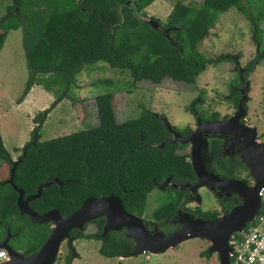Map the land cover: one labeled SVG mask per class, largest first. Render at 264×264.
Masks as SVG:
<instances>
[{"label":"trees","instance_id":"trees-1","mask_svg":"<svg viewBox=\"0 0 264 264\" xmlns=\"http://www.w3.org/2000/svg\"><path fill=\"white\" fill-rule=\"evenodd\" d=\"M156 1L13 0L6 14L0 16V54L10 32L22 29L30 73L18 103L36 85L57 96L48 113L65 98L79 102L80 99L69 97L71 85L80 86L76 76L85 67L99 63L128 72L132 80L130 90L143 83L158 86L168 79L194 85L208 67L230 61L229 54L208 58L200 48L210 38L218 17L231 9L249 19L253 43L260 45L262 41L264 0H203L199 7L179 0L165 23L153 17L170 30L169 37L145 21V9ZM263 61L264 49L249 62V72ZM101 82L113 84L111 80ZM231 96V100L237 101L239 95ZM114 97L113 92L96 96L98 126L41 141L42 124L34 144L31 142L37 126L31 140L15 149L23 152L28 146L15 172V183L26 197L35 194L40 184L50 178L65 181L63 186L55 184L45 189L41 198L32 201L33 210L43 214L58 209L65 217L78 210L88 197L114 194L122 199L128 212L143 217L149 194L158 184L170 177L181 181L189 178L192 164L186 146L170 141L160 148L163 141L171 139V134L156 113L142 106L139 117L118 122ZM199 98L196 107L204 102L202 95ZM188 110L195 113L191 106ZM199 114L203 119L204 111ZM44 115L42 111L34 118L37 125ZM0 157L12 168L1 133ZM218 165L230 175L245 167L225 158L218 159ZM249 179L253 181L251 175ZM17 198L18 193L10 184L0 182V236L9 228L15 234L16 248L29 255L40 249L53 228L51 223L33 224L28 216L21 215ZM93 222L99 228L97 234L102 233L106 219ZM85 230H75L71 235L77 240L101 241L99 252L104 257H126L133 251L134 242L123 231L100 237ZM73 249L76 250L75 246ZM72 252L64 264H73ZM212 254L205 250L202 256L210 258Z\"/></svg>","mask_w":264,"mask_h":264},{"label":"rangeland","instance_id":"rangeland-1","mask_svg":"<svg viewBox=\"0 0 264 264\" xmlns=\"http://www.w3.org/2000/svg\"><path fill=\"white\" fill-rule=\"evenodd\" d=\"M177 1L179 0H158L145 9V13L165 23ZM182 1L186 5L199 7L203 0ZM12 3L13 0H0L1 17L6 14L7 7ZM255 12L258 13V11ZM261 28L263 29L261 49H263L264 22ZM23 44V30L11 31L0 54V133L5 148L13 159L21 154L20 151L13 154L15 149H20L31 140L32 131L37 126L34 118L40 112L49 110L57 99L54 93H49L36 85L27 101H23L21 105L18 103L30 73ZM200 49L208 58L220 54L239 55L241 53L240 61L245 67L256 53L249 19L237 9L221 14L210 38L203 42ZM237 78L234 63L226 61L216 67H208L194 85L168 79L158 86L143 83L130 90L132 80L128 72L112 69L105 63L85 67L76 76L80 86L73 84L69 91V97L81 101L73 103L65 98L51 110L40 132L41 141L98 126L95 99L97 95L105 92L114 93L118 122L139 117L142 106H145L156 114L166 115L170 123L180 130L186 126L195 128V119L188 111L191 103L202 95L204 102L197 105L198 109L202 108L207 114L229 115L233 112V104L228 100L230 87ZM102 80H111L113 84L109 86L101 82ZM250 83L249 118L260 132L264 129V107L262 106L264 63L250 75ZM8 171L9 167L4 163L0 171V180L8 177ZM248 181V185L253 186L254 180ZM158 195V191L149 194L144 218L152 216V202ZM85 231L92 234L96 229L90 225ZM101 245L102 242L98 240H76L73 264H220L216 253H213L210 258L202 256L205 250H209L211 244L201 238L188 241L160 255L146 253L127 259L104 257L99 252ZM67 256L68 245L64 242L55 264H64Z\"/></svg>","mask_w":264,"mask_h":264},{"label":"water","instance_id":"water-1","mask_svg":"<svg viewBox=\"0 0 264 264\" xmlns=\"http://www.w3.org/2000/svg\"><path fill=\"white\" fill-rule=\"evenodd\" d=\"M145 21L155 29L163 31L169 37L170 30L164 28L153 17L147 16ZM23 45L25 49V43ZM26 54L28 55L27 51ZM243 93L244 98L236 114L227 120L199 123L197 129L187 136H183L178 131L173 130L170 121L166 118L163 119L168 131L174 136L171 142H178L181 145H192L190 153L191 164L201 180L196 187H192V190L209 185L208 181L216 180L213 178L215 175L208 174L206 170L203 148L207 141L204 136L213 133L231 135L240 139V141L236 140L234 142V147H238V152L242 155L243 162L246 164L254 184L250 186L238 180H228L227 183L234 188L235 193H238L243 198L241 205L213 220L195 218L189 213H181L173 220L174 223H179L181 227L170 233L149 230L143 217L128 212L122 199L114 194L102 197H88L78 210L65 217L61 215L58 209H52L40 214L30 207L32 201L41 198L45 189L55 184L63 186L65 181L58 177L50 178L40 184L35 194L26 197L25 191L15 183L17 166L26 155L28 146H25L22 156L12 162L11 175L6 183L10 184L18 193L16 204L21 215L28 216L33 224L51 223L53 231L40 249L29 256H24L15 251L9 245L8 237L0 244V249L6 250L9 258L1 261L0 264H55L61 246L65 241H68L73 249L76 238L71 236V233L75 230L84 231L87 224L102 217L106 219L103 233L101 234L102 237H106L110 232L125 230L126 237L131 238L134 242L133 251L126 257H120L121 259L146 253L160 255L169 249H176L188 241L201 238L211 244L209 253H217L220 264H230L229 255L232 251L229 245L230 236L235 232H243L248 223L252 222L258 215L261 209L259 193L264 185V143L258 141L257 127H248L240 123V119L246 114V110L243 107V101L246 99L245 91ZM47 115L48 112L45 111L43 119L37 125L31 144L35 143L40 127ZM243 137L246 138L243 140ZM169 142V140L163 141L160 148H163ZM218 182L222 181L218 179ZM181 188L184 190L189 188V186L185 185L181 186ZM72 254L75 256L76 250L73 249Z\"/></svg>","mask_w":264,"mask_h":264},{"label":"flooded vegetation","instance_id":"flooded-vegetation-1","mask_svg":"<svg viewBox=\"0 0 264 264\" xmlns=\"http://www.w3.org/2000/svg\"><path fill=\"white\" fill-rule=\"evenodd\" d=\"M262 44H263V40L260 42V45L255 44L256 53L254 57L247 62L245 67L242 66V63L239 58V55L241 53H239V55L229 54L230 61L234 63L235 71L238 74L237 79H239L238 84L234 82L230 87V95L228 97V100L231 101V103L233 104L232 113H230L229 115L227 114L220 115V113L207 114L202 108L200 109V111H198V108L195 106L196 101L198 102L201 101V99L198 98L194 100L190 105L193 111L195 112V113L191 112L192 116L195 119V128L186 126L180 130L176 126H173L171 124L173 130L178 131L183 136H187L197 129L199 123L227 120L228 118H230L232 115L236 114L239 111V105L244 98V93H243L244 91H245L246 99L243 101V107L246 110V114L244 115V117L240 119V123L248 127H257L256 125H253L252 120L249 118L248 103L250 102V95H249L250 87H251L250 75L256 70V68L260 67L261 65H258L251 72H249L248 70V65L249 62L252 61L255 58V56L259 54V52L262 50L261 49ZM262 63H264V61ZM235 93L239 95L237 101L231 100L232 97L231 95ZM262 95H263L262 106L264 107V89ZM202 111H204L205 119L204 118L202 119V116L199 114ZM215 114H218L217 118L213 117ZM155 115L162 121L165 118L168 119L164 114H155ZM187 130L190 131L186 133L185 131ZM261 131L259 132V128H258V141L264 143V129H262ZM170 134H171V139H167V140L172 141L174 139V136L172 133ZM204 138L207 141V144L203 148L204 160L207 168L206 170L208 174L210 175L214 174L215 177L220 179L222 182H218V179L213 177L216 180L208 181L209 185L200 188H195L194 190H192V187H196L201 181L198 178L197 174L195 173L193 167L192 170L190 171L191 174H189V178L183 181H181V179L176 180L173 177L167 178L162 184H158L156 189L154 190V191H158L159 195L155 197V199L152 202V209H153L152 216L149 218L146 217L144 218L143 216L145 224L149 230L170 233L176 231L181 227L179 223L173 222L174 218L177 217L178 215H181V213H185V214L189 213L193 215L195 218L205 219L206 217L209 219H205V220H213L221 215L229 213L234 207H237L242 204L243 198L238 193H235L234 188H232V186L230 184L228 185L227 183L228 180H238L244 184L247 185L249 184L248 180H249L250 172L246 164L243 162L242 155L238 152V147H234V142L236 140L240 141V139L231 135H220L213 133L205 135ZM245 138L246 137H243L242 139L244 140ZM181 146H186L185 151L188 150L187 155L189 161L191 162L190 153H191L192 145L185 144ZM15 153H17L16 150L14 151V154ZM22 154L23 152H21V154L18 155L16 159H13L12 155L10 154L12 158L11 161L13 162L14 160H17L20 156H22ZM222 158H225L226 161H230L235 164L243 163L246 168L241 166L240 167L241 172H235L234 175H230L229 172L227 173L224 172L218 165V159H222ZM0 162H1L0 171L4 163L7 164L9 167L8 177L4 180H0V182L2 183V182H6L10 178L11 168L7 160L0 157ZM185 185H188L189 188L183 190L181 186H185ZM181 192H184L182 198H181ZM169 216H172L170 220L168 219ZM90 225H93L96 229V231H94V233L92 234L97 236L99 235L100 237H102L101 234L103 233V230L102 233L97 234L99 228L96 225V223L91 222L87 224L85 226L86 229ZM10 233L11 230L9 228L5 232L4 231L1 232L0 244L3 243L9 237V245L15 251L21 253L24 256H29L33 254L31 253L29 255H25L22 251H19L16 248L15 244L13 243L15 234L12 233L10 234ZM121 233L125 234V230H123V232ZM65 242L68 245V254H69L70 251L72 252V248L70 247L68 241Z\"/></svg>","mask_w":264,"mask_h":264},{"label":"built area","instance_id":"built-area-1","mask_svg":"<svg viewBox=\"0 0 264 264\" xmlns=\"http://www.w3.org/2000/svg\"><path fill=\"white\" fill-rule=\"evenodd\" d=\"M259 195L261 209L258 215L243 232H235L230 236V264H264V185ZM8 258L7 251L0 249V262Z\"/></svg>","mask_w":264,"mask_h":264},{"label":"crops","instance_id":"crops-1","mask_svg":"<svg viewBox=\"0 0 264 264\" xmlns=\"http://www.w3.org/2000/svg\"><path fill=\"white\" fill-rule=\"evenodd\" d=\"M158 1V0H157ZM154 3H156V2H154ZM35 87V86H34ZM34 87L32 88V90H31V92L28 94V96L25 98V102L27 101V99L30 97V95H31V93H32V91L34 90ZM24 103V102H23ZM22 104V103H21ZM20 104V105H21ZM22 148V147H21ZM14 154V153H13ZM121 259V258H120ZM127 259V258H126Z\"/></svg>","mask_w":264,"mask_h":264}]
</instances>
